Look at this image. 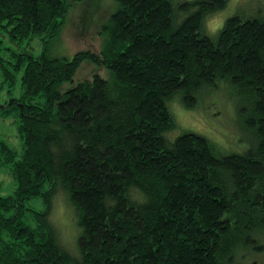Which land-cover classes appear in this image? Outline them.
<instances>
[{"label":"trees","instance_id":"obj_1","mask_svg":"<svg viewBox=\"0 0 264 264\" xmlns=\"http://www.w3.org/2000/svg\"><path fill=\"white\" fill-rule=\"evenodd\" d=\"M173 1L114 0L102 48L66 57L47 44L67 0H0L5 84L21 72V95L0 104L2 117L17 116L21 140L18 151L0 138V166L15 184L0 196V264H234L255 244L264 229V0H235L216 32L205 21L231 0ZM37 36L34 55L21 43ZM83 61L110 79L74 82ZM218 91L236 102L245 151L215 152L189 131L169 137L172 100L192 109L201 92ZM58 195L77 229L71 246L52 222ZM34 198L41 209L28 205Z\"/></svg>","mask_w":264,"mask_h":264},{"label":"rangeland","instance_id":"obj_2","mask_svg":"<svg viewBox=\"0 0 264 264\" xmlns=\"http://www.w3.org/2000/svg\"><path fill=\"white\" fill-rule=\"evenodd\" d=\"M181 1L174 0L173 2ZM242 1V0H241ZM249 1V0H247ZM235 0H231L224 9L215 12L205 21V27L212 32L219 30L223 21L230 17L235 9ZM68 12L65 17L62 29L47 44L48 52L55 56L70 57L80 49L100 50L104 41L108 38L106 24L109 16L115 11L117 5L114 0H67ZM241 5L248 6L247 2ZM239 13H246L242 7L237 8ZM262 11V10H261ZM17 48L7 39L5 46ZM22 47H26L32 54L41 52L43 44L40 38L33 37L31 40H24ZM4 59H8L7 51L3 52ZM94 72L99 73L105 79H110L109 72L105 68H99L94 64L83 61L74 75V82L90 77ZM21 72L16 74L12 86L5 84L0 69V104H4L9 98H17L21 95ZM73 83H64L61 87L65 90ZM202 98H198L196 106L188 109L182 103L172 100L170 108L175 118V128L168 133L169 137L175 138L184 132H193L205 137L219 153H241L249 146L246 139L247 132L238 129L232 119V108H235L234 99L231 102L228 91L225 95L218 91L215 96H208L211 93L201 92ZM232 97V96H231ZM231 108V109H230ZM231 116V118H230ZM17 116L8 117L0 115V138L9 143L18 151L21 149V140L17 133ZM0 196L11 194L15 184L4 166H0ZM28 205L36 210L43 207L42 201L38 198L29 200ZM52 222L59 231L61 240L71 246L73 244L76 226L71 219V207L66 203L63 195L56 198L55 209L52 213ZM256 242L246 248L236 258L234 264H264V229L255 235ZM259 245L260 249L256 246Z\"/></svg>","mask_w":264,"mask_h":264}]
</instances>
